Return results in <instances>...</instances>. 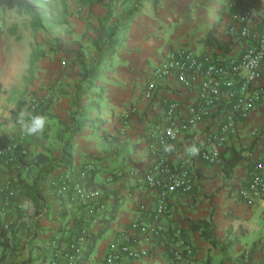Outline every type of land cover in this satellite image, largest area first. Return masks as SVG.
<instances>
[{
    "label": "crops",
    "instance_id": "1",
    "mask_svg": "<svg viewBox=\"0 0 264 264\" xmlns=\"http://www.w3.org/2000/svg\"><path fill=\"white\" fill-rule=\"evenodd\" d=\"M21 2L0 0V60L4 61V65L0 66V145L24 134L23 121L28 114L26 99L30 93H45L50 100L44 112L46 127L43 133L25 135L29 148L28 165L22 170L14 165H2L0 170V184L10 180L15 190L7 217H0V264H50L54 253L57 250L66 251L83 228L90 236L106 229L87 262L105 264L109 247L118 235H141L132 224L136 221L151 224L155 220V194L138 178L130 177L128 171L136 169L138 173H145L155 160L151 145L156 142L155 135L162 132L168 123L162 98H172L184 107L199 101L203 78L199 77L192 85L184 86L176 74L157 80L156 91L152 98H148L145 92L155 66L166 57L168 50L179 46L176 43L192 48L197 54L213 53L219 62L239 60L255 43L253 36L262 30L263 1L250 2L255 19L253 17L254 20L247 24L252 33L248 38L239 36V23L234 24L231 20L226 25L224 20L226 32L219 33V38L231 46L229 52L222 53L204 44L207 31L193 33L176 13H170L166 7L164 9L160 0L157 4L154 1L152 9L144 8L142 0V10H137L131 16L134 22L132 26L128 25V36L122 38L119 47L117 38L115 49L110 54L116 55L123 64L119 65V61L115 60V64L105 71H101V66L95 87L82 98V104L100 110L93 111L91 118L102 120L104 125L101 131L107 130L110 138H120L130 148L123 151L122 143L113 145L100 137H96L98 141L95 142L91 139L95 130L85 128L76 136L71 164L56 167L46 177L39 179L36 178L37 173L49 160L45 165L38 166V155L44 154L52 159H60L63 155V145L58 138V121L69 122L72 99L68 95L73 93L81 72L80 67L74 64V54L71 52L82 49L86 55L85 50L90 46L91 59L88 55L86 59L89 63L93 61L97 54L93 45L97 36L93 29L97 28L102 15L100 8L95 7L97 5L77 8L82 9V15L73 6L69 8L65 26L75 30L72 40L76 42L53 49L50 46L52 42L38 38L39 44L33 40V43L29 41L20 46L16 43L20 37L36 32L27 17H24L25 22L17 18V7ZM128 20L124 21L122 28ZM231 24L230 31L227 26ZM83 35H87L85 39ZM25 48L29 49L28 55ZM36 48L42 50L44 56L32 66L31 58ZM67 54L71 58L66 59ZM67 62L73 69L67 67ZM262 68L263 76L256 86L264 88V63ZM106 100L112 109L111 116L110 113L105 116L101 111L102 102ZM21 102L23 105L19 108ZM232 103L228 96L224 97L220 105L210 109L205 122L193 126L188 133H182L178 140L172 142L166 151L169 160L177 164L189 158L194 147H208L210 140L227 123ZM134 107L137 112L129 122H124L122 112ZM235 151H242V162L234 169L226 168L225 159ZM222 155V163L218 164L207 162L201 156L193 158L191 177L194 187L190 192L180 191L170 198L168 214L161 220V238L148 244L132 245L135 250L141 251L140 257H126L117 264H173L167 244L172 226L181 229L194 250L191 258L175 264H235L239 257H248L252 248V264H264V199L250 207L238 194V188L249 186L250 172L264 156L263 96L247 119L235 121V131L228 136ZM119 156L122 159L120 164L107 171L105 159ZM85 164H90V168L96 172L91 177V183L101 189L106 206V209L94 214H89L79 202L59 198L55 190L54 182L58 177L70 170L79 171ZM119 170H123V177L116 176ZM33 184L35 187L30 190L29 186ZM37 197L40 198L38 203ZM115 202L118 205L115 219L103 221V216H109L108 210ZM211 220L214 226L212 236L221 243L232 240L234 246L229 250L224 252L214 247L192 225ZM9 222L12 224L7 227ZM53 241L58 242L56 251Z\"/></svg>",
    "mask_w": 264,
    "mask_h": 264
},
{
    "label": "built area",
    "instance_id": "2",
    "mask_svg": "<svg viewBox=\"0 0 264 264\" xmlns=\"http://www.w3.org/2000/svg\"><path fill=\"white\" fill-rule=\"evenodd\" d=\"M251 15L247 12L233 16L235 23L244 24L241 30H238V34L242 38H248L252 35L249 26H247L252 19ZM253 39L255 43L248 47L242 58L231 60L227 64L216 62L207 55L203 57L202 62H198V54L192 48L174 46L153 70L145 92L148 98L153 97L157 80L177 74L179 82L184 86L192 85L199 77L203 78L199 101L184 107L179 101L172 98H162V102L166 106L168 123L162 132L155 135L156 142L151 145V152L155 160L145 173H138L136 169L128 171L130 177L138 178L155 194L157 198L155 220L151 224L143 221L134 223V229L139 230L141 235H118L109 247L105 264H117L126 257L139 258L141 251L135 250L132 245L148 244L161 238V220L168 214L170 198L180 191L190 192L194 187L191 177L193 158L201 156L207 162L222 163V151L228 136L235 131V121L247 119L251 110L260 102L262 96L264 97V88L256 86L258 80L263 76L264 24L262 30L259 34L254 35ZM62 63L65 65V62ZM227 96L233 102L227 123L210 140L208 147H194L190 157L180 160L177 164H174L160 152L167 151L170 144L178 140L182 133H188L193 126L205 122V119L210 115V109L220 105L224 97ZM49 99L45 93L36 91L30 93L26 99L28 114L23 124L30 121L33 116H44ZM136 112L135 107L123 111L122 120L126 123L129 122V118ZM25 135L26 132L24 131L22 136L10 139L9 143L3 142L0 145V170L2 165H14L16 169L20 170L21 164H17L18 155L21 154L23 157L29 155ZM194 149L195 153L193 152ZM89 169L90 166H87L77 173L70 170L65 175L58 177L54 184L57 188V196H64V198H68V187L64 183L68 182L73 185L74 193L69 199L72 202H79L89 214H94V205L102 196V191L89 181ZM117 173V177L124 175L123 170H119ZM14 193L15 190L10 180L0 184V217H7L8 209L13 204ZM238 194L250 207L264 199V156L253 166L250 172L249 186L238 188ZM98 210H101V207ZM11 224L9 222L7 227ZM87 238L88 233L82 229L78 238L70 243L66 251L57 250L54 253L51 264H74L78 255L87 245ZM167 244L170 246L173 264L191 258L194 254L193 247L184 238L181 229L176 226H172ZM52 245L57 246V242L53 241Z\"/></svg>",
    "mask_w": 264,
    "mask_h": 264
},
{
    "label": "trees",
    "instance_id": "3",
    "mask_svg": "<svg viewBox=\"0 0 264 264\" xmlns=\"http://www.w3.org/2000/svg\"><path fill=\"white\" fill-rule=\"evenodd\" d=\"M140 2L141 0H137ZM158 0H155L157 4ZM263 0H251V2L259 3ZM63 5V12L61 16H54L52 13H50L47 9V0H22L20 3L21 8L23 9V13L27 19L31 21V24L33 26V29L37 32L41 29H43L45 23L49 24H57V25H65L68 23V16H69V7L71 3L78 2L82 5L87 6H95L99 5L102 8L105 9L104 15L99 19V26L97 29V38L93 41V45L96 49V56L93 59L91 63H89L86 59L85 52L82 49H77L71 52L74 54V64L76 66H79L81 69L80 72V79L75 84V88L73 93L67 94L71 97V107L72 111L69 114V122L64 120H59L58 125L60 127V133L58 134L59 140L62 142V157L60 159H52L44 154H39L37 158L36 165H45L46 161L49 160L48 164L43 166L42 169L37 173L36 178H43L46 177L48 174H50L56 167L60 166H68L72 162V149L76 140V136L80 134L85 128H89L92 130H100L103 127L104 123L101 119L97 117V119H92L91 115L93 112V107L89 105L82 104V98L95 87V81L98 80L99 77V71L104 63L107 56L113 53L115 46L117 44V38L119 36L120 29L124 26L126 19H129L134 12L139 10L141 8V5L137 3L132 9H130L127 14L125 15V20L122 22H117L112 25V22L115 20V9L114 5L116 3V0H61ZM227 3V0H225L224 4ZM233 13L231 14V20H233L234 15H242L245 13H251L252 18L254 17V10H248V11H239L238 8L232 9ZM216 16L219 17L216 21L213 20V25L207 30L205 37L203 38V42L206 46L212 47L222 53L229 52L231 44L228 42H223L219 38L220 29L223 26V22L225 20L223 12H217ZM215 21V22H214ZM234 24H236L233 21ZM232 23V24H233ZM228 26V29L231 28L233 25ZM249 24V23H248ZM264 24V21H263ZM239 29H241L244 24H239ZM186 46V45H181ZM187 47V46H186ZM210 56L214 61L219 62L213 53H203L198 54L197 60L198 62L203 61L204 56ZM44 56V52L40 50L39 48H36L32 54L31 58V64L32 66L36 64V62ZM224 64H227V62H222ZM177 75V74H176ZM178 78V76H177ZM50 100V99H49ZM23 105V102L19 104V108H21ZM98 112L100 111L98 108L96 109ZM99 115V114H98ZM130 120V118H129ZM102 139L108 143H111L113 145L122 143V150H127L130 148L129 145H127V142L120 138H110L111 134L108 133L107 130L102 131L101 135ZM163 155H168L166 151H160ZM242 151H235L234 153H231L230 156L225 159L226 161V168L229 167L230 169H234L236 166H238L243 158L241 156ZM19 159L17 161V164L20 163L21 167L20 170L24 169L27 165V156L19 154ZM223 157V155H222ZM90 166V164H85L82 166V169ZM80 169V170H82ZM79 170V171H80ZM74 172L77 173L76 170ZM89 181L92 182L91 177L96 174L94 170L91 168L89 169ZM228 173V171H227ZM66 186L68 187L67 191V197L68 199L72 197L74 193V186L69 184L68 182H65ZM90 187V184L88 185ZM35 185L29 186V189H33ZM55 190L57 188L55 187ZM59 198L64 200V196H58ZM37 203L39 202L40 198H36ZM70 200V199H69ZM104 199L102 196L99 198L98 204L101 206H98L97 203H95L94 212H98V208L101 207V210L106 209L105 204L103 203ZM118 205L115 202L108 210L109 216L106 217L103 216L102 220L107 221H113L117 215L118 212ZM96 217V215H94ZM213 219V217L211 218ZM139 222V221H136ZM135 223V222H134ZM132 224V226L134 225ZM211 221H205V222H199L192 224L196 231H199L202 234V237L204 240L208 241L210 244H212L214 247L219 248L221 251L229 250L234 245L231 243L232 240H226L225 242L221 243L218 241L214 236H212V231L214 230V226ZM108 226H106L107 228ZM85 229V228H83ZM86 230V229H85ZM104 229L103 231H105ZM82 229L79 231V235ZM98 232L94 236H90L88 233V242L85 248L83 249L82 253L78 255V259L75 261L74 264H87L91 253L94 251L96 247V242L102 237V232ZM139 231V230H138ZM125 235H131L130 233H123ZM57 242V241H56ZM58 244V242H57ZM58 247H54V251L57 250ZM53 251V252H54ZM254 253V249L252 248L249 251L248 257L245 258V255L239 257L235 264H252V259L250 258ZM52 261V260H51ZM121 262V261H120ZM51 264V263H50Z\"/></svg>",
    "mask_w": 264,
    "mask_h": 264
},
{
    "label": "rangeland",
    "instance_id": "4",
    "mask_svg": "<svg viewBox=\"0 0 264 264\" xmlns=\"http://www.w3.org/2000/svg\"><path fill=\"white\" fill-rule=\"evenodd\" d=\"M154 1L155 0H143V7L147 8V9H152L154 6ZM160 1H161L160 5L163 6L164 9L166 7V10L170 11V13H172V14L176 13V16L179 19H181L186 24V26H190V29H192L193 33L196 32L198 34L205 33L213 25V20L216 21L219 18L216 16L217 12H223L226 25H228L227 23H229L230 19H232L231 18V14L233 13L232 9L238 8L239 11H248V10H251V8H252V7H250L251 0H227L226 4H224L225 0H160ZM137 3H139L141 5L142 0L140 2H138L137 0H116V3L114 5L115 20L112 22V25L114 23H117V22L120 23L123 20H125V15L127 14V12L130 9H132ZM73 6L76 7V10L81 15H82V9L78 10L77 8L89 7L87 5H82L78 2H73V3H71L69 8H71ZM261 6L262 7L264 6V0H263V3ZM95 7L100 8V10H101L100 14L103 16L105 13V9L99 5H97ZM17 8H18L17 18L20 21L25 22L26 19L24 18L25 16L22 14V9H21L20 5ZM142 8H140V9L142 10ZM47 9L50 13H52V15L61 16L62 12H63V5H62L61 0H47ZM169 16H170V14H169ZM254 19H255V17H254ZM133 22H134V18L133 17L129 18L127 25L121 29V32L118 36V38H119L118 47L121 45L122 38L128 34L127 33L129 31L128 25L132 26ZM98 26H99V23L97 24V28L93 29L95 36H97ZM225 28H226V26H223V29L222 30L220 29V34H222V33L224 34L226 32ZM227 29H228V26H227ZM74 32H75V30H73L70 26L66 27L65 25L45 23V25L42 29V32H41V30H39L38 32H34V34L31 33V35H28L26 37H20L16 41V43H17V45L21 46L22 44L27 43L29 41H31L33 43V40H35L36 44H39L37 42V39L39 38L40 40H42L41 38H45V39L49 40L50 42H52V43H50V46H52L51 48L54 49L56 46L60 47V45H62V44L63 45L66 44V46H69V45H67V43L69 44V43L76 42V41L72 40ZM86 36L83 35V39H85L84 37H86ZM176 44L180 45L181 43H176ZM92 47H94V46H92ZM89 49H90V46H88L85 51L87 52L86 56L88 55L89 58L91 59V56H90L91 52L89 51ZM24 51H26V53L28 55L29 49L25 48ZM168 52H169V50H168ZM67 58H71V56L68 55V56H66V59ZM115 60L119 61L118 62L119 65L123 64V62L121 60H119L116 55H113V56L109 55L106 58V60L104 61V63L102 64L101 71H105V70L111 68L115 64L113 62ZM60 61H62V60H60ZM66 61H68V60H66ZM3 63H4V61L0 60V66H3L4 65ZM159 63L155 66V68L159 65ZM27 64L28 63H25V65H27ZM69 66L71 69H73V66L69 65L67 62V67H69ZM51 96H52V94H51ZM93 111H96L95 106H93ZM101 111H102V114L105 116L108 113H110L109 114L110 116L112 115V109H111V106L107 100L102 102ZM101 135H102V131L96 129L94 135L91 136V139L96 142V141H98L96 137H100V139H101L102 138ZM103 146H105L104 148L107 149L106 144H104ZM105 160H106L105 163H107V165H108V168H106L108 171L109 168H112V167L120 164L122 159H121V156H119L118 158L108 157Z\"/></svg>",
    "mask_w": 264,
    "mask_h": 264
},
{
    "label": "clouds",
    "instance_id": "5",
    "mask_svg": "<svg viewBox=\"0 0 264 264\" xmlns=\"http://www.w3.org/2000/svg\"><path fill=\"white\" fill-rule=\"evenodd\" d=\"M46 127V119L42 115L31 117L30 121L23 124L24 131L28 135L42 134ZM195 153V149L193 150Z\"/></svg>",
    "mask_w": 264,
    "mask_h": 264
}]
</instances>
